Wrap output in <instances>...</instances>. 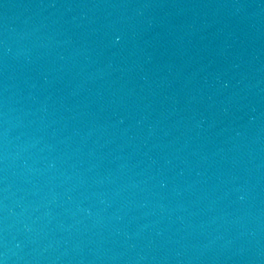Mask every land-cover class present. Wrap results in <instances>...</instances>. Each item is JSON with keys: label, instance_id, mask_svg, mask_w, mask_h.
<instances>
[{"label": "water", "instance_id": "1", "mask_svg": "<svg viewBox=\"0 0 264 264\" xmlns=\"http://www.w3.org/2000/svg\"><path fill=\"white\" fill-rule=\"evenodd\" d=\"M0 264H264V0H0Z\"/></svg>", "mask_w": 264, "mask_h": 264}]
</instances>
